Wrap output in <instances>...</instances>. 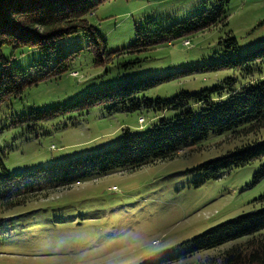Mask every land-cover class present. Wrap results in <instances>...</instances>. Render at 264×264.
I'll list each match as a JSON object with an SVG mask.
<instances>
[{
  "label": "rangeland",
  "instance_id": "obj_1",
  "mask_svg": "<svg viewBox=\"0 0 264 264\" xmlns=\"http://www.w3.org/2000/svg\"><path fill=\"white\" fill-rule=\"evenodd\" d=\"M215 4V0H106L99 4L86 18L105 40V51L117 56L95 66L84 33L58 41L57 47L66 54L80 49L69 61L68 73L31 82L18 97L0 105L2 164L15 173L66 163L117 145L124 128L142 133L161 115L170 117L169 110L155 114L144 108L113 111L96 105L42 122L30 119L36 118L35 111L72 103L88 91L117 87L128 76L124 64L136 58L141 60L136 69L143 75L177 74L148 90L146 95L152 98L221 83L232 70L189 72L192 64L218 58L221 52L215 53L216 43L227 37H233L243 52L263 44L264 0H229L227 24L189 37L190 46L175 40L140 53H123L134 42V28L146 18L169 26ZM1 53L22 68L26 78L51 72L50 62L42 61L36 49L12 50L3 45ZM139 115L145 118L141 126ZM239 129L209 132L186 142L170 158L19 196L24 204L4 213L8 216L0 234V264H148L168 257L172 258L155 264H220L245 239L193 253L191 240L218 223L264 207V156L220 170L213 178H204L197 168L245 143Z\"/></svg>",
  "mask_w": 264,
  "mask_h": 264
},
{
  "label": "trees",
  "instance_id": "obj_2",
  "mask_svg": "<svg viewBox=\"0 0 264 264\" xmlns=\"http://www.w3.org/2000/svg\"><path fill=\"white\" fill-rule=\"evenodd\" d=\"M104 1L0 0V105L5 99L18 97L31 82L33 84L42 78L68 73L69 61L80 49L66 54L57 47V43L77 32L87 36L86 48L93 55L95 66L108 63L117 56L105 51V40L86 18ZM228 1L215 0V5L203 7L169 26L146 18L142 25L134 28V42L123 53L136 54L175 40H183L184 45L190 46L189 37L205 29L227 24L225 7ZM216 44L218 51L215 53L221 52L218 58L193 63L189 72L232 70L231 75L219 84L215 82L193 91L180 89L169 97L152 98L146 95L148 90L177 74L143 75L136 69L141 62L136 58L134 62L124 64L128 76L117 87L94 89L72 103L35 111L36 118L30 119L40 122L53 119L58 114L88 111L96 105H107L113 111L144 108L155 114L169 110L172 115H161L153 123L149 121L151 126L142 133H133L124 128L125 133L117 145L66 163L10 173L0 161V234L8 216L4 213L24 204L25 200L19 197L21 195H27L37 188L70 183L125 166L137 167L170 158L186 142L199 140L209 132L222 133L240 128L239 132L245 135L246 141L233 151L200 164L197 170L202 171L204 178H213L220 170L242 166L264 156V43L245 52L238 49L233 37L220 39ZM3 45L10 46L12 50L23 47L38 50L42 61L50 62L51 72H45L37 79L26 78L22 68L12 65L10 60L3 57ZM141 117L139 115L137 119L140 126ZM70 174H74V177H70ZM261 174H264V166ZM239 239H245L244 245L226 253L220 264H264V207L208 228L192 238L189 248L193 253ZM171 258L156 259L148 264L164 263Z\"/></svg>",
  "mask_w": 264,
  "mask_h": 264
},
{
  "label": "built area",
  "instance_id": "obj_3",
  "mask_svg": "<svg viewBox=\"0 0 264 264\" xmlns=\"http://www.w3.org/2000/svg\"><path fill=\"white\" fill-rule=\"evenodd\" d=\"M188 43V42H187ZM139 120H144V118L143 117H141V118H139Z\"/></svg>",
  "mask_w": 264,
  "mask_h": 264
},
{
  "label": "clouds",
  "instance_id": "obj_4",
  "mask_svg": "<svg viewBox=\"0 0 264 264\" xmlns=\"http://www.w3.org/2000/svg\"><path fill=\"white\" fill-rule=\"evenodd\" d=\"M143 117V116H142ZM144 118V117H143Z\"/></svg>",
  "mask_w": 264,
  "mask_h": 264
}]
</instances>
